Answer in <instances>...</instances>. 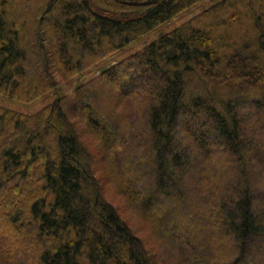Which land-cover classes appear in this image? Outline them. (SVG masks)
<instances>
[{"label":"trees","instance_id":"obj_1","mask_svg":"<svg viewBox=\"0 0 264 264\" xmlns=\"http://www.w3.org/2000/svg\"><path fill=\"white\" fill-rule=\"evenodd\" d=\"M200 1L0 0V93L39 98L57 76L82 73ZM96 79L33 115L0 106V264L14 256V264H151L102 197L74 116L109 149L138 211L190 258L202 248V264H264V198L249 186L264 181V0H221ZM100 85L111 90L102 122ZM113 119L124 131L117 138L105 124ZM211 146L217 153L207 158ZM195 162L223 248L215 239L196 247L175 223L156 220L159 205L185 199Z\"/></svg>","mask_w":264,"mask_h":264},{"label":"rangeland","instance_id":"obj_2","mask_svg":"<svg viewBox=\"0 0 264 264\" xmlns=\"http://www.w3.org/2000/svg\"><path fill=\"white\" fill-rule=\"evenodd\" d=\"M219 1L221 0H203V2L200 1L189 9L182 11L169 21L163 23L162 25H159L153 30H150L146 35L131 42L123 49L116 51L109 56H106L104 59L100 60V62L96 63L95 66H91L89 69L73 76L72 78L65 79L62 76H57V78L59 79L57 82L58 87L50 90L45 95L39 98L28 101L18 98H11L0 93V106L15 110L20 114L23 113L27 115H33V113H38L40 110L50 106L57 100H63L64 98L69 97L73 98L77 94V89L79 87H86L90 83V87L99 84L98 82L96 83V77L102 70L112 66L113 64L121 60H125L131 57L133 54L140 51L145 46L159 39L161 36L171 33L176 28H179L184 23L198 16L200 13ZM99 87L102 89V91ZM98 88L101 93L104 91V95L102 94V97L95 102L98 104V111L100 116L99 119L102 122L104 116L108 114L110 110L105 97L108 92H111V90L108 89V87H102V85L98 86L95 90H97ZM73 106H75V104L73 103L69 105L68 109L70 110V112L73 111ZM75 108H77V106H75ZM73 121L74 123H77L75 125L79 133L80 140L87 150V153L89 154L88 164L90 168L93 169L95 176H97L102 197H104L107 201L112 202V204H114L118 208L124 221H126L130 225L135 235L141 238L150 252L151 264H202V261L199 259H203L205 261V259L207 260L208 257L206 255L207 252H203V249L201 248L202 246H200V244H207L210 246L212 245V239H215L216 243L220 244L219 246L223 248V245L227 243L226 239V242L223 239V230H214L208 227L209 212L211 211V209H214V207L208 208L204 205L205 203L210 201L213 192L203 191L202 188L197 184L200 180L194 181V178H198L197 176L199 175L198 171L196 170L197 167L201 166L199 162L193 163V167H196L192 168V171L189 172L190 175L188 177L190 182L186 180L187 183H184V188L182 189V191L183 193H185L183 195L185 199H181L179 196H177V198L172 197L173 202L171 199V201L168 200L167 202L159 205V207H162L161 209H163L161 214L162 216H156V220L158 222L162 221H160V219L164 220L162 223L163 228L165 224L169 225L170 223H175L177 232H180L187 240L188 238H192V240H194L193 242L196 244H194V246H200L201 253L198 254L199 258L197 259L198 261H196L189 257V251L185 246L183 247L182 243L177 242L176 245V243L174 244L170 241V239L165 238L163 236V232L160 231V229L158 230L157 226L152 223L151 220H149L138 211V203L136 201H132L129 195L125 193L126 191L124 190V192L123 190H121L123 187L120 186V184H118L115 180V173L110 168L111 165L107 159L108 155L106 154L109 152V149H107L104 143L101 142L97 138V136L95 137L94 134L90 133L86 125L83 124V122L77 116L73 117ZM113 121L116 123H112ZM119 123H121L120 119H113L108 124L105 123L107 125L106 128L112 131V133L114 132L113 134L116 135V138L118 136L120 137L121 134L124 133L123 129L120 128ZM185 125H188V123H185ZM107 145L109 147V144ZM210 148V151H207L208 155L205 154L207 155V158H210L211 155L217 153V148L215 146H211ZM124 152L127 151L125 150ZM219 157L220 158H217L220 159L221 164H225L228 160V156L221 155ZM132 162H134V160H132ZM212 170L213 169H211V171ZM209 174L210 177H212L211 179H213V173ZM214 184L215 186H217L220 183L215 181ZM249 186L253 191H255V195L257 197L264 198L263 180L259 179V177H255V179L251 181ZM218 187H222V184H220ZM220 189L223 190V188ZM189 191L190 194H188ZM152 209L154 208L152 207ZM184 214L189 215V217L187 219H183L182 215ZM176 229H172L170 231L167 230L165 232L171 235L176 231ZM194 231L195 234L192 233ZM210 231L212 232V234H209ZM228 246L230 248L231 243H228ZM212 252H214V250L211 251V253ZM13 258L10 260L12 264H14ZM220 262L221 261H219V264Z\"/></svg>","mask_w":264,"mask_h":264}]
</instances>
